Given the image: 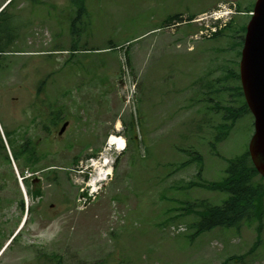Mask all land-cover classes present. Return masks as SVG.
<instances>
[{
	"label": "rangeland",
	"instance_id": "1",
	"mask_svg": "<svg viewBox=\"0 0 264 264\" xmlns=\"http://www.w3.org/2000/svg\"><path fill=\"white\" fill-rule=\"evenodd\" d=\"M41 2L18 5L26 26L10 45L15 52L0 59L3 132L26 129L13 137L31 139L42 154L30 180L42 195L29 198L27 216L18 176L16 183L0 159V251L27 217L0 264H264V217L239 230L195 229L203 209L196 202L224 199L206 185L225 176L228 160L248 149L254 133L247 113L216 142L224 107L242 103L231 88L255 0H85L78 33L71 30L73 0ZM228 7L242 9L229 29L216 38L197 34L212 12ZM179 11L197 14L195 22L155 30ZM109 46L117 48L96 50ZM58 112L70 123L62 136L63 121L58 128L50 122ZM132 115L139 140L128 141L98 198L85 210L75 206L81 190L71 170L117 130L129 138ZM21 163L15 160L19 172Z\"/></svg>",
	"mask_w": 264,
	"mask_h": 264
},
{
	"label": "trees",
	"instance_id": "2",
	"mask_svg": "<svg viewBox=\"0 0 264 264\" xmlns=\"http://www.w3.org/2000/svg\"><path fill=\"white\" fill-rule=\"evenodd\" d=\"M31 3V6H36L41 4V0H11L8 5L0 11V56L7 52H12L14 50H9L10 45L18 37L20 31L26 22L22 19L20 14L21 10H18V5L23 4L24 2ZM77 8V14L72 19V31L78 33L79 28L77 23L81 21L83 14L86 13L85 0H73ZM43 4V3H42ZM180 15H174L169 18V21L173 19H178ZM193 17H190V20ZM232 26V23L227 25L224 29L216 32L214 38L223 34L227 29ZM243 37L240 41L241 45L243 44ZM73 50L76 51V45H74ZM88 50V49H85ZM238 79V73H233V76ZM232 89L240 97H243V93L240 85H235ZM217 109H220L221 106L217 105ZM226 114L223 119L225 122L220 124L222 129L219 130V134L216 136V142H219L227 137L228 130L226 129V124L235 123L244 113L249 112V109L243 100L242 104L235 108L233 106L224 107ZM61 113H52L50 122L58 125L60 120H62ZM126 133L129 136L130 143L136 142L137 140V131L135 120L132 118L129 123L126 125ZM225 127V128H224ZM5 135L8 139L10 146L13 149V155L16 160H20L21 157L25 156L24 162L22 165L24 167L30 166L33 171L41 170L37 169L36 166L41 160V155L34 148L31 142H27L24 145L17 146L15 138L12 137V132L5 130ZM192 160L201 163L202 156L199 153L191 154ZM0 159L8 164L13 170V179L17 183V178L14 173V169L9 158L4 140L0 134ZM187 161L185 164L189 163ZM22 173H24L21 170ZM24 184L27 189V193L31 199H36L42 195V190L40 188L34 189L32 183L28 178H24ZM194 185V182L191 183ZM196 185H203L200 183H195ZM207 189L217 192L218 194H223L224 199L221 203L211 204L209 201L196 202L197 206H202V211L200 213V219L195 224L196 235H199L205 231L213 230L217 227L224 228H240L246 222H251L254 219L261 220L264 216V178L260 176L257 169L255 168L250 153L248 149L241 155L228 160V165L225 169V176L218 181H212L206 185ZM21 195L20 206L23 211H25V202L22 197L20 189H18ZM188 205V203H187ZM192 206V205H191ZM187 212L188 208H184ZM183 209V210H184ZM29 208V212H30ZM17 238V236H16ZM13 240V242L16 240ZM56 258V257H54ZM59 264V262L57 263ZM86 264V263H81Z\"/></svg>",
	"mask_w": 264,
	"mask_h": 264
},
{
	"label": "water",
	"instance_id": "3",
	"mask_svg": "<svg viewBox=\"0 0 264 264\" xmlns=\"http://www.w3.org/2000/svg\"><path fill=\"white\" fill-rule=\"evenodd\" d=\"M240 72L247 103L255 117L249 152L256 169L264 177V0H257L247 26Z\"/></svg>",
	"mask_w": 264,
	"mask_h": 264
}]
</instances>
